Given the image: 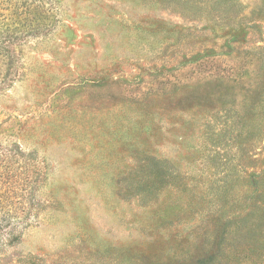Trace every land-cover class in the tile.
<instances>
[{
	"label": "rangeland",
	"instance_id": "1",
	"mask_svg": "<svg viewBox=\"0 0 264 264\" xmlns=\"http://www.w3.org/2000/svg\"><path fill=\"white\" fill-rule=\"evenodd\" d=\"M42 1L0 24V145L43 161L0 262L264 264V0Z\"/></svg>",
	"mask_w": 264,
	"mask_h": 264
},
{
	"label": "trees",
	"instance_id": "2",
	"mask_svg": "<svg viewBox=\"0 0 264 264\" xmlns=\"http://www.w3.org/2000/svg\"><path fill=\"white\" fill-rule=\"evenodd\" d=\"M179 2L181 8L191 6L200 9L198 2H211L213 12L218 20H226L227 13L232 12V7L239 6V0H172ZM42 0H0V24L6 15L20 21H30L42 8ZM222 5V6H220ZM197 6V7H196ZM197 8V9H196ZM235 19L238 16L228 15ZM231 19V20H232ZM230 20V21H231ZM228 21V22H230ZM35 27V25H33ZM25 30L29 25H21ZM2 37L0 40H3ZM0 43V56L3 47ZM0 84H4L0 78ZM41 161L34 153L22 152L16 145L2 147L0 145V256L7 248L13 247L21 237L20 228L27 223H32V214L24 209L25 200L34 191L33 186L42 178ZM0 264H4L0 262Z\"/></svg>",
	"mask_w": 264,
	"mask_h": 264
}]
</instances>
